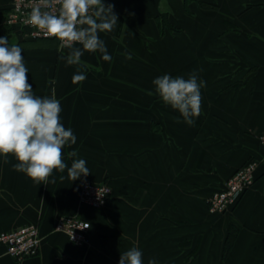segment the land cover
Masks as SVG:
<instances>
[{"label":"crops","instance_id":"crops-1","mask_svg":"<svg viewBox=\"0 0 264 264\" xmlns=\"http://www.w3.org/2000/svg\"><path fill=\"white\" fill-rule=\"evenodd\" d=\"M12 1L0 0V37L22 49L34 94L60 101L61 122L77 138L63 150L65 163L70 167L73 159H84L90 170L75 181L67 169L54 170L46 185L37 184L14 170L13 156L7 163L0 156V232L29 223L40 229V250L24 264H119L121 253L133 246L146 250L153 235L162 240L177 233L192 242L210 232L213 239L221 235L219 229L225 232L220 264L235 256L238 264H264V144L259 138L264 131V0H240L239 14L236 8L227 12L238 19L227 16L217 31L224 33L223 73L216 61L211 72H198L206 86L201 115L192 125L162 102L152 83L164 74L187 79L195 68L188 72L184 66L198 64L184 27L191 3L104 0L118 17L111 32L99 34L112 60L85 52L80 65H68L60 58L68 50L62 52L57 39L26 37L5 23ZM170 63L175 70L168 69ZM77 73L86 79L73 83ZM73 150L78 155L69 158ZM251 159L259 161L252 187L228 211L211 212L208 197ZM85 180L112 186L104 209L80 204ZM73 213L93 225L87 247L55 228L61 215ZM231 227L234 240L227 250ZM0 264H15L2 243Z\"/></svg>","mask_w":264,"mask_h":264},{"label":"clouds","instance_id":"clouds-1","mask_svg":"<svg viewBox=\"0 0 264 264\" xmlns=\"http://www.w3.org/2000/svg\"><path fill=\"white\" fill-rule=\"evenodd\" d=\"M113 5L104 0H38L31 8L27 24L45 36L59 41V49H67L60 58L68 65H80L85 54L99 52L104 61L110 62L105 42L100 33L111 32L118 23ZM79 45V47L77 46ZM126 59H132L125 53ZM194 70L185 79L164 74L152 83L155 94L163 103L178 110L184 122L192 125L201 115V88L206 82ZM22 49L9 44L8 37H0V156H13L17 161L14 170L24 173L37 184H47L54 170L67 169L71 181L90 174L84 159L65 163L64 148L76 143V136L61 122V103L55 96H37L28 82ZM86 79L83 73L74 74L73 83ZM148 92V95H153ZM77 157V151L68 152ZM61 180L64 176L60 177ZM55 182L54 180L52 181ZM119 264H144L142 251L133 246L121 253ZM148 264H156L150 259Z\"/></svg>","mask_w":264,"mask_h":264},{"label":"built area","instance_id":"built-area-1","mask_svg":"<svg viewBox=\"0 0 264 264\" xmlns=\"http://www.w3.org/2000/svg\"><path fill=\"white\" fill-rule=\"evenodd\" d=\"M37 3L38 0H13L7 12L5 23L21 30L26 37L54 38L45 36L27 24L28 14ZM259 138L264 144V131L260 133ZM258 165L257 159H251L239 167L228 178L223 188L208 197L209 210L213 213H224L233 207L255 183ZM112 193V186L107 182L85 180L81 186L80 204L104 209L108 205ZM55 228L65 233L76 245L82 247L90 245L92 225L80 213L61 215L57 219ZM0 243L6 246L8 254L15 260V264H24L26 259L37 255L40 250L39 226L35 223H29L12 230L1 231Z\"/></svg>","mask_w":264,"mask_h":264},{"label":"rangeland","instance_id":"rangeland-1","mask_svg":"<svg viewBox=\"0 0 264 264\" xmlns=\"http://www.w3.org/2000/svg\"><path fill=\"white\" fill-rule=\"evenodd\" d=\"M202 1L207 2L210 7L201 9L202 7L199 4L195 3V0H188V3H191V6L193 5V8L191 7L192 11L184 12L185 10H183L185 14V20H187L184 23V27L189 30V32H186V35L189 34L191 41H194V51L196 52V55H199L198 64H194L193 67L192 65L187 64L184 67L188 72H192L193 68H195L194 70H202L201 72H211V62L216 61L218 63L216 65L217 72L221 75L224 69V33L219 35L217 31L219 29V26L224 23L225 19H227V16L238 19V15H230L229 13V15H227V12L230 11V9L236 8L235 12L239 14V7L242 1ZM218 4L222 6V9L219 8ZM231 4L233 5L230 7ZM211 5L215 6V8L211 7ZM191 13L192 17H189ZM215 33L217 34L216 38H214ZM168 69L175 70V65L172 63L168 64ZM170 226H172L171 229L175 227L172 224L168 227L170 228ZM152 229L154 228L151 227L150 230ZM200 231H202V227ZM229 231L230 234H234L232 227ZM219 232L221 233V235H216L213 239L211 238L210 232L209 235H206L205 233L201 234L199 237L200 239H195L192 242L188 241L186 238H177L175 236L177 233L168 234L167 238H162V240H160L157 234L153 235L150 240H146L148 242L146 250H142V252L144 251L145 253H148V255L143 256V262L144 264H148V261L150 259H154L156 261V264H220L222 263L220 262L222 258H220L219 256L220 251L218 250V247H221V242L224 238L225 232H223L222 229H219ZM179 233L181 234L182 231L179 230ZM181 242H183V244H181ZM213 243L215 244V248H212V250L211 244ZM217 253H219V255H217ZM216 259H218L219 261H217ZM238 263V256H235L231 261H229V264Z\"/></svg>","mask_w":264,"mask_h":264},{"label":"trees","instance_id":"trees-1","mask_svg":"<svg viewBox=\"0 0 264 264\" xmlns=\"http://www.w3.org/2000/svg\"><path fill=\"white\" fill-rule=\"evenodd\" d=\"M185 1H186V3L188 2V0H185ZM198 4H199L202 8H209V7H210V5L207 4V2L202 1V0H199V1H198ZM211 7H214V8H215V6H213V5H211ZM1 27L4 28L3 25H1ZM233 237H234V236H233L232 234H229V237H228V239H227V243H226V249H227V250H228V249L232 246V244H233V240H234Z\"/></svg>","mask_w":264,"mask_h":264},{"label":"bare ground","instance_id":"bare-ground-1","mask_svg":"<svg viewBox=\"0 0 264 264\" xmlns=\"http://www.w3.org/2000/svg\"><path fill=\"white\" fill-rule=\"evenodd\" d=\"M93 226V225H92Z\"/></svg>","mask_w":264,"mask_h":264}]
</instances>
